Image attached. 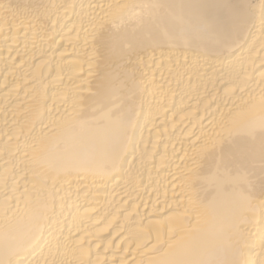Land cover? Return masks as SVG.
<instances>
[{
  "label": "bare ground",
  "instance_id": "6f19581e",
  "mask_svg": "<svg viewBox=\"0 0 264 264\" xmlns=\"http://www.w3.org/2000/svg\"><path fill=\"white\" fill-rule=\"evenodd\" d=\"M0 264H264V0H0Z\"/></svg>",
  "mask_w": 264,
  "mask_h": 264
}]
</instances>
